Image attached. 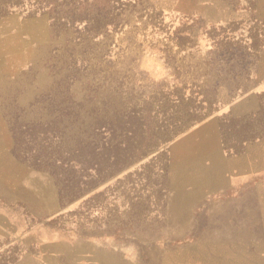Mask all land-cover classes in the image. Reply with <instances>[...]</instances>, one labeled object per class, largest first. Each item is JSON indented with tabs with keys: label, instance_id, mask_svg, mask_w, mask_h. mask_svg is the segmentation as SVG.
<instances>
[{
	"label": "rangeland",
	"instance_id": "1",
	"mask_svg": "<svg viewBox=\"0 0 264 264\" xmlns=\"http://www.w3.org/2000/svg\"><path fill=\"white\" fill-rule=\"evenodd\" d=\"M178 95L183 104H172ZM189 96L201 113L211 100L209 114L70 199L85 174L62 162L95 121L112 124L96 126L100 147L123 140L120 125L139 115L141 150ZM68 106L78 119L59 112ZM210 135L227 152L264 150V0H24L0 11V177L20 183L23 216L106 244L157 245L176 229L182 245H264V189L169 220L173 161L206 150ZM18 259L0 250V264Z\"/></svg>",
	"mask_w": 264,
	"mask_h": 264
},
{
	"label": "crops",
	"instance_id": "2",
	"mask_svg": "<svg viewBox=\"0 0 264 264\" xmlns=\"http://www.w3.org/2000/svg\"><path fill=\"white\" fill-rule=\"evenodd\" d=\"M209 139L206 150L173 161L167 205L175 226L193 221L195 211L217 204L214 200L242 190L260 194L264 189L263 149L245 148L235 154L227 152L215 135ZM0 180V250L17 254V264H264V245L235 244L232 239L217 245L196 241L182 245L175 239L176 229L168 242L164 237V242L151 246L87 240L51 226L50 217L38 223L31 215L23 216L18 210L20 183L7 187L4 178ZM184 209L189 211L185 217Z\"/></svg>",
	"mask_w": 264,
	"mask_h": 264
},
{
	"label": "trees",
	"instance_id": "3",
	"mask_svg": "<svg viewBox=\"0 0 264 264\" xmlns=\"http://www.w3.org/2000/svg\"><path fill=\"white\" fill-rule=\"evenodd\" d=\"M24 0H0V11L4 13H8L11 11H16L17 9H21L23 7ZM34 15V13H29ZM93 31L90 28H83V31ZM99 28H96L95 31H99ZM186 102L189 103V108H184L181 113V116H177L176 119L173 114L168 115L171 119V123H168V117L164 120V126H155V130L150 133V137L144 144V149L139 150L136 146H134V141L136 140V136L139 135L143 136L140 130V125H134L135 120L141 119L136 115L135 117L130 116L129 114L126 116L125 121L119 127V136L123 140L120 142L114 143L113 139H108L107 142L103 143L100 147L98 142L96 141V137L99 133V129L96 127L97 125L107 123L110 125L111 123L106 120H97L94 122V126L90 127V131H84L83 135L85 138L82 140H76L80 147L74 150L73 154H70L68 158L64 159L62 164L65 163L66 167L73 168L78 167L79 170L85 174L82 181H80V189L73 193V196L70 199L79 197L81 193L87 192L100 184L101 182L105 181L106 179L110 178L120 169L127 167L131 164L137 157H143L149 153L155 152V149L160 144L168 142L172 137L179 134L183 128H187L188 126L196 123L198 120L202 119L204 116L209 114L211 111V106L213 102L211 100H205L206 105V112L201 113L198 112L192 105L194 104V100L191 96L186 98ZM184 99L182 96L178 95L176 100L172 101L177 105L183 104ZM75 105V109L80 110V104L73 103ZM59 112L62 111L66 114V117H69L73 114L74 119H78L79 115L77 113L71 112L70 106L64 107L62 109H58ZM173 116V117H172ZM164 117V116H163ZM55 122L51 124H47L50 128L55 127ZM39 125V124H38ZM112 126V124H111ZM108 134L113 137L114 131L112 129H105ZM54 133L51 134L50 140L57 139V136H53ZM122 146V148H121ZM100 151H103L100 153ZM118 151V152H117ZM106 153V160L102 164L101 156L102 154ZM114 153L113 156H109L110 154ZM139 153L140 156H137ZM163 153V152H160ZM158 153V154H160ZM23 161L26 159L23 158ZM32 164V163H31ZM35 165H39L38 163H33ZM82 186V188H81Z\"/></svg>",
	"mask_w": 264,
	"mask_h": 264
}]
</instances>
